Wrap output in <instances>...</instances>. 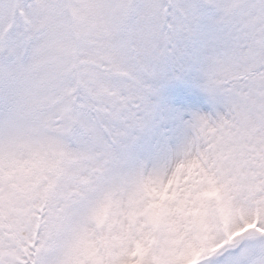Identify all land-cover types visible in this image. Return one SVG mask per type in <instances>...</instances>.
<instances>
[{"label": "snow or ice", "instance_id": "snow-or-ice-1", "mask_svg": "<svg viewBox=\"0 0 264 264\" xmlns=\"http://www.w3.org/2000/svg\"><path fill=\"white\" fill-rule=\"evenodd\" d=\"M0 264H264V0H0Z\"/></svg>", "mask_w": 264, "mask_h": 264}]
</instances>
